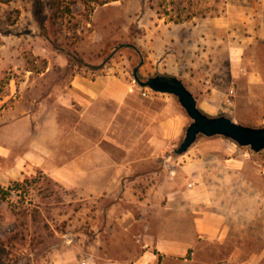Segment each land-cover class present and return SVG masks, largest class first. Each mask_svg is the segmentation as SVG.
I'll list each match as a JSON object with an SVG mask.
<instances>
[{"label": "rangeland", "instance_id": "obj_1", "mask_svg": "<svg viewBox=\"0 0 264 264\" xmlns=\"http://www.w3.org/2000/svg\"><path fill=\"white\" fill-rule=\"evenodd\" d=\"M260 2L0 0V97L12 94L0 106L18 97L17 88L24 76L35 80L42 92L48 82L65 83L74 74L101 75L119 64L136 83L132 70L144 64L148 54L151 69L141 74L138 70L141 81L158 71L166 72L163 70L168 67L176 68L179 63L170 59L165 65L159 62L165 54L174 53L192 62L188 68L180 64L181 71L201 85L200 94L211 96L213 92V98L222 104L223 109L214 114L200 110L202 113L226 116L245 126L264 127V29H260L257 16ZM37 10L42 13L44 29L35 19ZM172 34L176 43L174 47L164 43L163 52L157 43L170 40ZM235 48L243 54L244 76L258 73L263 93L260 95L257 89L247 94L243 81L239 87L234 86L235 95L227 102L225 94L231 85L229 52ZM66 53L82 63H69ZM155 56L159 58L156 63ZM63 60L66 65L61 67ZM155 96L174 103L187 122L180 138L166 144L162 158L146 160L138 169L160 173L167 182L164 197L155 192L148 196L142 189L83 198L40 172L0 182V264H134L139 259L146 264H203L202 250L197 256L191 250L177 254L164 250L173 230L181 244L193 234L184 195L191 180L183 167L189 160L187 152L208 138L198 136L186 153L177 155L191 120L175 97ZM211 139L232 150L242 166L264 167V150L254 153L219 136ZM223 147H210L191 158L203 165H218L215 155ZM7 167V162L0 161V172ZM192 184L198 185L194 181ZM175 191L178 199L172 206ZM123 198L125 201L118 200ZM118 201L121 203L113 205ZM175 207L179 212L177 224L171 222ZM160 233L166 237L158 238Z\"/></svg>", "mask_w": 264, "mask_h": 264}, {"label": "crops", "instance_id": "obj_2", "mask_svg": "<svg viewBox=\"0 0 264 264\" xmlns=\"http://www.w3.org/2000/svg\"><path fill=\"white\" fill-rule=\"evenodd\" d=\"M257 16L263 30L264 0ZM175 41L172 34L170 40L158 42L157 46L164 52V43L174 47ZM239 51L235 48L229 52L231 85L227 91L235 90L234 86L239 87L244 81L247 94L258 89L261 95L262 78L255 72L244 76L243 54ZM165 55L163 61L155 56V63L165 65L170 59L179 65L163 70L166 72L158 71L157 75L179 79L202 112L214 114L223 109L213 92L211 96L201 95V85L181 71L192 62L181 54ZM146 60L140 63V74L151 69L150 54ZM59 64L66 65L64 60ZM107 70L95 76L74 74L61 84L48 82L42 92L35 80L24 76L17 88L18 97L7 106H0V161L8 165L0 172V182L17 181L40 172L83 198L142 189L148 196L155 192L164 197L167 182L160 173L138 169L146 160L162 158L166 144L176 142L182 135L186 116L174 103L139 87L119 64ZM144 91L146 97L142 96ZM10 95L0 97V104L4 105ZM210 147L223 146L211 138L196 143L186 154L193 162L188 160L183 167L190 184H198L184 192L193 234L181 244L173 230L169 238L176 243L170 241L164 251L177 254L191 250L197 256L202 250L203 264H264V167L242 166L227 146L215 155L218 165H203L191 158ZM175 193L172 206L178 199ZM173 213L171 222L177 224L178 208H173ZM164 237L163 233L158 234V238ZM134 264L146 263L139 259Z\"/></svg>", "mask_w": 264, "mask_h": 264}, {"label": "water", "instance_id": "obj_3", "mask_svg": "<svg viewBox=\"0 0 264 264\" xmlns=\"http://www.w3.org/2000/svg\"><path fill=\"white\" fill-rule=\"evenodd\" d=\"M140 65L132 70V76L136 84L154 93L168 94L175 97L191 120L185 130L184 139L176 150L177 155L186 153L198 136L206 138L219 136L232 141L240 148H249L254 153L264 150V127L255 128L241 125L226 116H207L198 109L195 98L179 79L156 75L146 81H141L138 77Z\"/></svg>", "mask_w": 264, "mask_h": 264}, {"label": "trees", "instance_id": "obj_4", "mask_svg": "<svg viewBox=\"0 0 264 264\" xmlns=\"http://www.w3.org/2000/svg\"><path fill=\"white\" fill-rule=\"evenodd\" d=\"M55 1H56V0H55ZM68 11H69V9H68ZM37 12H38V15L35 16V19H36L37 23L39 24V27H40L41 29H44V23H43V16H42V13H41L40 10H37ZM66 58H67V61H68L69 63L72 62V61L77 62L79 65H80V63H82L81 60H76L75 56H74V55H71V54H69V53H66Z\"/></svg>", "mask_w": 264, "mask_h": 264}, {"label": "built area", "instance_id": "obj_5", "mask_svg": "<svg viewBox=\"0 0 264 264\" xmlns=\"http://www.w3.org/2000/svg\"><path fill=\"white\" fill-rule=\"evenodd\" d=\"M142 96L146 97L147 96V92L144 91L142 93ZM233 96H234V90L233 89H229L228 92L225 95L227 102H230V99L233 98ZM192 186H193V184H189L188 188H191Z\"/></svg>", "mask_w": 264, "mask_h": 264}]
</instances>
